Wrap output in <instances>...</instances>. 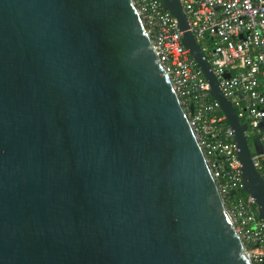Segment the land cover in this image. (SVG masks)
<instances>
[{"label": "water", "instance_id": "obj_1", "mask_svg": "<svg viewBox=\"0 0 264 264\" xmlns=\"http://www.w3.org/2000/svg\"><path fill=\"white\" fill-rule=\"evenodd\" d=\"M161 2L264 222L246 127ZM0 264H251L132 0H0Z\"/></svg>", "mask_w": 264, "mask_h": 264}, {"label": "built area", "instance_id": "obj_2", "mask_svg": "<svg viewBox=\"0 0 264 264\" xmlns=\"http://www.w3.org/2000/svg\"><path fill=\"white\" fill-rule=\"evenodd\" d=\"M192 34L245 135L264 180V0H179ZM187 116L226 213L251 264H264V222L243 191L235 136L211 86L161 0H132ZM192 108V110H191ZM255 140L262 152L256 148ZM234 192V194H232Z\"/></svg>", "mask_w": 264, "mask_h": 264}, {"label": "rangeland", "instance_id": "obj_3", "mask_svg": "<svg viewBox=\"0 0 264 264\" xmlns=\"http://www.w3.org/2000/svg\"><path fill=\"white\" fill-rule=\"evenodd\" d=\"M248 143L251 145V140H249ZM251 146H252V145H251Z\"/></svg>", "mask_w": 264, "mask_h": 264}]
</instances>
